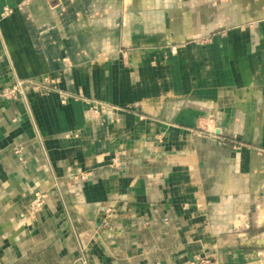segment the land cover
<instances>
[{"label": "crops", "instance_id": "crops-1", "mask_svg": "<svg viewBox=\"0 0 264 264\" xmlns=\"http://www.w3.org/2000/svg\"><path fill=\"white\" fill-rule=\"evenodd\" d=\"M254 17L264 0H0V93L60 77L114 105L0 98V264L72 263L57 188L94 263L264 264V22L198 42ZM204 118L216 135L194 129Z\"/></svg>", "mask_w": 264, "mask_h": 264}, {"label": "rangeland", "instance_id": "rangeland-1", "mask_svg": "<svg viewBox=\"0 0 264 264\" xmlns=\"http://www.w3.org/2000/svg\"><path fill=\"white\" fill-rule=\"evenodd\" d=\"M255 17L247 22L246 24L236 26V27H230L229 29H222L218 30L209 36L200 38L198 40L200 45H206L211 42V39L215 37H220V38H227L229 33L233 32L234 30H238L241 34L245 35L248 32H255V29H260L261 28V23L264 22L263 20H254ZM235 28V29H234ZM123 54V53H122ZM17 87L19 90V93L11 96L10 98H5L3 95L7 90H11L13 88ZM21 87V88H20ZM33 91L37 93H42V91L47 92L48 95L50 94H55L57 99L56 102L58 106L60 107H65L70 104L72 101H77L79 102L83 107L86 108V110L93 116H99L103 113H105L108 109L114 108L112 104H109L107 102H102L99 100H96L89 95L86 94H70L65 92L62 88H60V77H45L41 80L38 79H16L6 90L0 93V98L7 100V101H22L24 104L29 105L30 100H29V95L28 92ZM100 107H105L106 110L100 109ZM76 110L80 109L79 106L75 107ZM141 113V112H140ZM139 113V114H140ZM205 119V118H204ZM211 125H214L211 120H206L205 119V124L200 125L196 128H194L197 133L205 136V137H211L212 135H216V128H212ZM186 129V127H185ZM187 129H190L187 127ZM37 130V128H36ZM78 129L71 128V130L65 132L66 138H78L79 135L77 133ZM37 140L39 142V145L42 149L43 156H46V142L45 138L41 134L40 130H37ZM220 142L223 145H232L233 148H242V147H247L250 144H245L242 141H238L236 138L233 137H220ZM120 156V155H118ZM45 158V157H44ZM120 158V157H119ZM114 163V162H113ZM114 165H116L114 163ZM87 176L85 172L80 173V179L81 180H86ZM58 184H56L57 188ZM57 193L59 197V202H60V210L59 214L62 215V221L67 227V231L70 234L71 242L77 250V255L72 261L71 264H99V263H94L92 260H90L89 255H88V250L87 247L85 246L84 242L80 238L79 230L78 227L74 221V212L70 205L65 201L62 191L57 188ZM44 194V198H41L39 201H37L38 194ZM47 204V193L46 192H37L34 195V198L32 200L31 206L29 208V214L26 215L27 213H24L21 216V224L23 226H33L38 220V216L44 211L45 207ZM106 214H110V210H106ZM39 226L41 227L42 224L40 223ZM103 230H109V222L108 219L100 225Z\"/></svg>", "mask_w": 264, "mask_h": 264}, {"label": "built area", "instance_id": "built-area-1", "mask_svg": "<svg viewBox=\"0 0 264 264\" xmlns=\"http://www.w3.org/2000/svg\"><path fill=\"white\" fill-rule=\"evenodd\" d=\"M6 14H10V10H6ZM20 88H21V87H20ZM19 91H21V90H19L17 87H15V88H13V89H11V90H7V91L5 92V94L3 95V97H5V98H10L11 96H13V95L19 93ZM114 163H115L116 165L119 164L118 160H115ZM119 165H120V164H119ZM40 199H41V198H39L38 201H39ZM206 263H207V262H206Z\"/></svg>", "mask_w": 264, "mask_h": 264}, {"label": "bare ground", "instance_id": "bare-ground-1", "mask_svg": "<svg viewBox=\"0 0 264 264\" xmlns=\"http://www.w3.org/2000/svg\"><path fill=\"white\" fill-rule=\"evenodd\" d=\"M44 194L42 193V194H38V198H44V196H43ZM48 199V198H47ZM38 201V200H37Z\"/></svg>", "mask_w": 264, "mask_h": 264}]
</instances>
